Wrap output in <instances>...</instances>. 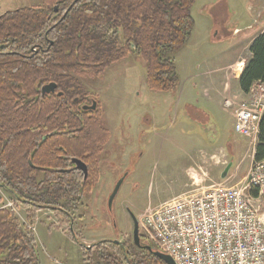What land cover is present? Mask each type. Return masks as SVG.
<instances>
[{
    "label": "trees",
    "instance_id": "1",
    "mask_svg": "<svg viewBox=\"0 0 264 264\" xmlns=\"http://www.w3.org/2000/svg\"><path fill=\"white\" fill-rule=\"evenodd\" d=\"M194 2L42 0L38 6L0 15V189L26 209L28 223L43 209H75L99 179L97 162L110 132L101 126L99 107L88 113L80 107L92 96L86 79L132 54L146 64L149 90L173 92L177 73L172 56L191 36L189 9ZM248 51L250 58L237 81L243 94L254 83H264V30ZM49 83L63 97L41 96ZM260 119L254 162L264 158V112ZM74 128L78 130L69 132ZM59 156L82 161L87 178L56 172L67 167ZM75 183L79 188L67 187ZM150 245L162 252L154 241ZM110 247L118 250L123 264H164L141 247ZM100 254L97 259L103 264H122ZM0 264H39L33 231L22 228L14 213L3 208Z\"/></svg>",
    "mask_w": 264,
    "mask_h": 264
},
{
    "label": "rangeland",
    "instance_id": "2",
    "mask_svg": "<svg viewBox=\"0 0 264 264\" xmlns=\"http://www.w3.org/2000/svg\"><path fill=\"white\" fill-rule=\"evenodd\" d=\"M41 2L0 0V15ZM189 10L194 27L186 45L172 56L177 73L173 92L149 90L146 64L132 54L86 79L110 139L98 158L99 179L73 213L75 219L83 218L73 232L56 214L34 212L39 264H103L99 253L123 264L118 250L94 246L114 240L131 247L129 211L139 221L140 234L148 237L140 223L144 215L218 184L237 185L247 175L254 147L234 132V120L222 102L243 99L236 74L248 61V39L264 27V0H195ZM235 29L239 32L232 35ZM8 196L0 191V207ZM17 208L15 218L25 228L28 213L20 204Z\"/></svg>",
    "mask_w": 264,
    "mask_h": 264
},
{
    "label": "built area",
    "instance_id": "3",
    "mask_svg": "<svg viewBox=\"0 0 264 264\" xmlns=\"http://www.w3.org/2000/svg\"><path fill=\"white\" fill-rule=\"evenodd\" d=\"M222 106L234 120V132L255 151L264 83H254L243 99L225 98ZM240 181L178 197L141 217V226L175 264H264V158L253 161ZM17 204L6 200L2 208L18 215ZM25 228L33 231L30 224Z\"/></svg>",
    "mask_w": 264,
    "mask_h": 264
},
{
    "label": "flooded vegetation",
    "instance_id": "4",
    "mask_svg": "<svg viewBox=\"0 0 264 264\" xmlns=\"http://www.w3.org/2000/svg\"><path fill=\"white\" fill-rule=\"evenodd\" d=\"M49 84H51V83H49ZM46 85H48V84H46ZM56 89H54L55 90L54 93H50V94H55L59 98L63 97V94L61 92H56ZM50 94H46V95H50ZM58 94H60V95L58 96ZM46 95H44V96H46ZM77 101L78 100L76 98L75 99L72 98L71 102L77 103ZM67 106L70 107V103L67 102ZM80 107L82 108L83 111H86L88 113V111H91V112L95 111L99 107V105H98V102L96 101L95 98L89 97L87 99V102L85 104L81 105ZM93 107H94V109H92ZM75 126H76V122H75ZM76 130H78V128H74L72 130H69V132H73V131H76ZM59 158L66 160L67 167L66 168H61V169H56L55 170L56 172L66 173V174L82 173L81 171L76 170L75 169V165L71 163V160L72 159H76V158H70V157H67V156H59ZM83 178H84V176H83ZM74 185H75V188H79V184L78 183H75L73 185H69L67 187L68 188H74ZM80 206L81 205H78L75 209H69V210H63L62 208H58L55 211L54 210H50V209H43L42 211H46V212H49V213H52V214H56L58 217H60L61 219H63V221H65L67 223L68 230L73 232V227H74L73 225H75V222L78 221V220H82L83 219L82 216H78V218L75 219L74 214H73V213H75V211ZM128 216H129V218L131 220V223H132L133 221H132L131 215L128 214ZM132 226H133V223H132ZM139 227H140V224H139V221H138V234H139V238H140V240H139L140 247L144 248L146 251H148V250L145 247H150L152 251H156V249L152 248L151 245H150L151 244V239L140 234L141 231L139 230ZM132 234H133V230H132ZM144 241H147V243L145 244ZM106 244H108L109 246L115 245V246L118 247V249L122 250V248H124V245H126V242H119V241H114V240L113 241L102 240V241H99L98 244H96L94 247H98L100 245H106ZM132 245L135 246L134 241H133V236H132ZM135 247L137 248V246H135Z\"/></svg>",
    "mask_w": 264,
    "mask_h": 264
},
{
    "label": "water",
    "instance_id": "5",
    "mask_svg": "<svg viewBox=\"0 0 264 264\" xmlns=\"http://www.w3.org/2000/svg\"><path fill=\"white\" fill-rule=\"evenodd\" d=\"M55 12H57V8L54 9ZM56 85L51 83V84H48V85H45L41 88V96H44L46 94H50V93H54V89H56ZM60 94H58L59 96ZM94 109V107L92 108ZM71 163L75 165V169L78 170V171H81L83 173L82 176H84V180L87 178V167L86 165L78 160V159H72L71 160ZM31 164V163H29ZM231 166V164H229L227 166V168L224 169L223 171V174H222V177H224V175L227 173V169H229ZM122 184V180L118 182L117 186L115 187L114 191L112 192L111 196H110V199H109V204H111L112 200L114 199V197L116 196L118 190H119V186ZM129 214L131 215V218H132V223H133V241H134V244L135 246L137 247H140V243H139V234H138V220L130 213L129 211ZM149 252H151L157 259L161 260L164 264H175V262L173 261V259H171V257L166 254V253H163V252H160V251H152L150 247H145Z\"/></svg>",
    "mask_w": 264,
    "mask_h": 264
},
{
    "label": "crops",
    "instance_id": "6",
    "mask_svg": "<svg viewBox=\"0 0 264 264\" xmlns=\"http://www.w3.org/2000/svg\"><path fill=\"white\" fill-rule=\"evenodd\" d=\"M264 30V27L259 31V32H261V31H263ZM235 31V33H232V35H237L238 33L237 32H239V30H237V29H235L234 30ZM214 34V38H218V36H219V30L217 29L216 31H215V33H213ZM253 36L252 37H250V39H248V43L246 44V45H248V48H249V45H250V43H251V41L253 40ZM249 56H250V53H249ZM248 56V57H249ZM250 58V57H249ZM248 58V59H249ZM244 66V65H243ZM243 68V67H242ZM241 68V69H242ZM241 71V70H240ZM240 71L236 74V76H237V81H238V75H239V73H240ZM236 81V82H237ZM236 88L238 89V91L240 92V94L239 95H241L242 96V98H244V97H246V94H243V93H241V91L239 90V87H238V82H237V85H236ZM226 92V90H224V93ZM222 93V92H221ZM0 191H4V190H2V189H0ZM7 193V192H6ZM9 198H6V200H10L11 198H10V195L8 196ZM6 200H5V202H6ZM21 205V204H20ZM0 208H2V206L0 207ZM31 226H32V224H31ZM33 228V227H32ZM34 229V228H33ZM34 231V230H33Z\"/></svg>",
    "mask_w": 264,
    "mask_h": 264
}]
</instances>
